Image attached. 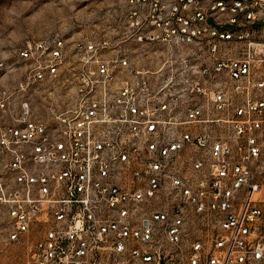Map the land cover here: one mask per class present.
Segmentation results:
<instances>
[{"label":"built area","instance_id":"built-area-1","mask_svg":"<svg viewBox=\"0 0 264 264\" xmlns=\"http://www.w3.org/2000/svg\"><path fill=\"white\" fill-rule=\"evenodd\" d=\"M0 245L264 264V0H126L114 36L0 59Z\"/></svg>","mask_w":264,"mask_h":264},{"label":"rangeland","instance_id":"rangeland-1","mask_svg":"<svg viewBox=\"0 0 264 264\" xmlns=\"http://www.w3.org/2000/svg\"><path fill=\"white\" fill-rule=\"evenodd\" d=\"M125 1L0 0V59L12 62L16 51L27 42L51 35L71 40L114 36L119 30ZM133 53L137 58V50ZM40 111L44 109L41 107ZM23 259L19 245H0V264H23Z\"/></svg>","mask_w":264,"mask_h":264}]
</instances>
